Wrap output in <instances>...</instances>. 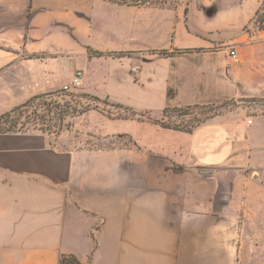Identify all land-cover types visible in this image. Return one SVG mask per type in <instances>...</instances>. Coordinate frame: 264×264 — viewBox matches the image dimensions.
<instances>
[{
    "label": "crops",
    "instance_id": "1",
    "mask_svg": "<svg viewBox=\"0 0 264 264\" xmlns=\"http://www.w3.org/2000/svg\"><path fill=\"white\" fill-rule=\"evenodd\" d=\"M137 1L0 0V116L77 71L86 94L135 114L90 110L58 137L0 133V264H229L247 218L237 208L264 174V114L192 133L147 117L264 99L262 41L244 31L263 0ZM85 136L130 143L87 148Z\"/></svg>",
    "mask_w": 264,
    "mask_h": 264
},
{
    "label": "rangeland",
    "instance_id": "2",
    "mask_svg": "<svg viewBox=\"0 0 264 264\" xmlns=\"http://www.w3.org/2000/svg\"><path fill=\"white\" fill-rule=\"evenodd\" d=\"M234 1L235 4L244 3L245 8L251 6V2L249 0H231ZM150 3H154L155 0H149ZM261 2V0H260ZM259 2V3H260ZM158 4L162 6H171L174 4V0H167L166 2H159ZM260 4H256L258 6ZM264 17L259 21V24L250 23L247 27H245L244 31L255 35V38H260L262 41L260 45V50L258 55L261 54L264 57V35L260 34L259 27L263 26L262 21ZM256 41V40H255ZM257 43V41H256ZM81 94H86L81 87L77 88H70V90L59 91L57 93L51 95L43 96V99L38 102L37 108L33 109L37 115L43 116L47 115L46 107L49 106L50 108L54 109V113L51 115L52 122H45V125H56L58 123V114L61 109L65 110V107L69 105L70 107H76L77 109L80 108H88L89 106L92 107L91 110H101L106 116L111 115L112 117H129L130 112H123L119 109H116L112 106H108L103 104L102 102H91V100L87 98H80L76 97ZM91 97H96L95 95L88 94ZM98 98V97H97ZM219 106H223L221 109L218 108ZM213 109H217L221 114H229L232 112H237L240 109H243L244 115L251 119V117L259 114H264V99H249V100H240V101H229L225 102L221 105H214ZM32 111L30 113H32ZM28 113V115H30ZM173 113H168L166 116L162 115L161 118L158 120H163L164 123L173 124L175 118L172 115ZM173 117V118H172ZM77 117H69L67 118L66 123L70 124L68 127L69 129H63V131L54 130L55 132L51 133L52 137H58L62 132L64 135H67V131H71V128L75 124ZM49 120V119H48ZM47 120V121H48ZM153 120V119H152ZM189 120V118H187ZM21 123H26L25 127L22 130H39L42 127V122L35 125L32 123V119L27 122L26 115L21 119ZM43 126V128H46ZM21 129V126H18ZM58 129V127L56 128ZM62 133V134H63ZM72 135H76L74 131H72ZM85 143L84 145L87 148H99V149H109V148H124L128 146L130 141L123 138H109V139H99L93 142L94 140L88 139L86 136L84 137ZM177 170V168L175 169ZM181 170V169H180ZM178 170V171H180ZM259 175H255L258 179ZM252 195L249 197L254 198V202L248 203V205H243L242 209L237 208V211L240 212L242 215H247V218L241 220L238 223L241 226L239 235L234 239H228V262L229 264H264V174L262 178L259 180L258 183L255 184V189L251 191ZM237 249V250H236ZM235 250L237 252H235Z\"/></svg>",
    "mask_w": 264,
    "mask_h": 264
},
{
    "label": "trees",
    "instance_id": "3",
    "mask_svg": "<svg viewBox=\"0 0 264 264\" xmlns=\"http://www.w3.org/2000/svg\"><path fill=\"white\" fill-rule=\"evenodd\" d=\"M166 2L167 0H155L154 3H150L149 0H139L137 2H133L136 5H152V6H159V7H168L170 9H175L177 0H174V4L171 6H162L158 4L159 2ZM264 17V0L262 1L260 7L257 9L255 16L252 20L253 24H259L261 19ZM263 26L259 27L260 32H264V20L262 21ZM97 56H104L103 53H95ZM164 54V52H163ZM112 55V54H108ZM63 91V90H62ZM57 93V92H55ZM54 93H49L45 95H51ZM45 95H38L30 100H28L23 105L16 107L12 111L0 116V133H8V132H17V131H24L22 130L26 123H21V119L26 115L27 122H29L32 119V123L35 125L37 122L42 124V127L39 128L40 131L45 133H53L54 130L63 131V129H69L68 127L70 124H67V118L69 117H78L81 116L88 111L92 109V107L88 108H80L77 109L76 107H70L67 105L64 109H61V111L58 114V123L56 125H45V122H52L51 115L54 113V109L50 108L49 106L46 107V113L47 115L39 116L35 111H32L33 109L37 108L38 102L43 99V96ZM80 98H87L91 100V102H102L105 105H110L116 109L121 108V106L118 105H112L108 102V100H101L97 97H91L88 94H81L79 96ZM223 106H219L218 108H222ZM214 105H207V106H200V105H194V106H187V107H174V108H166L163 112V115L166 116L168 113H173V117L176 121H174L173 124H166L163 122V120H152L150 117H147L148 120L153 121L157 124H159L161 127L165 129H172L175 131H182L185 133H192L195 129H197L199 126L207 123L211 119L222 115L221 112H219L217 109H213ZM32 111V113H30ZM126 112H130L129 117H135V114L130 111L126 110ZM30 113V115H28ZM109 118H114L111 115H107ZM172 117V118H173ZM127 118V117H126ZM142 118V117H141ZM189 118V120H187ZM49 119V120H48ZM48 120V121H47ZM21 126V129L18 128V126ZM43 126H46V128H43ZM58 127V129H56ZM180 169H177L178 171ZM59 264H81L79 259L72 254H64L61 256L60 263Z\"/></svg>",
    "mask_w": 264,
    "mask_h": 264
},
{
    "label": "built area",
    "instance_id": "4",
    "mask_svg": "<svg viewBox=\"0 0 264 264\" xmlns=\"http://www.w3.org/2000/svg\"><path fill=\"white\" fill-rule=\"evenodd\" d=\"M229 56L234 59L235 61L238 60V55L237 52L235 50H231ZM136 72V70H134ZM82 78H83V71H77L72 79V82L70 85L66 86L64 88V90H70V88H77V87H81L82 85ZM249 123H251V121L249 120Z\"/></svg>",
    "mask_w": 264,
    "mask_h": 264
}]
</instances>
